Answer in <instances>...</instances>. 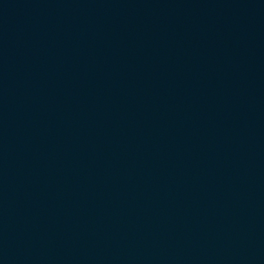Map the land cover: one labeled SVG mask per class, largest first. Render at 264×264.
Segmentation results:
<instances>
[{
  "label": "water",
  "instance_id": "1",
  "mask_svg": "<svg viewBox=\"0 0 264 264\" xmlns=\"http://www.w3.org/2000/svg\"><path fill=\"white\" fill-rule=\"evenodd\" d=\"M0 264H264V0H0Z\"/></svg>",
  "mask_w": 264,
  "mask_h": 264
}]
</instances>
